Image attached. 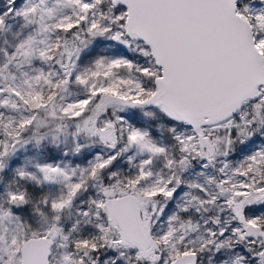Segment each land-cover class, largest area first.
I'll return each instance as SVG.
<instances>
[{
  "label": "snow or ice",
  "instance_id": "obj_1",
  "mask_svg": "<svg viewBox=\"0 0 264 264\" xmlns=\"http://www.w3.org/2000/svg\"><path fill=\"white\" fill-rule=\"evenodd\" d=\"M0 264H264V0H0Z\"/></svg>",
  "mask_w": 264,
  "mask_h": 264
}]
</instances>
